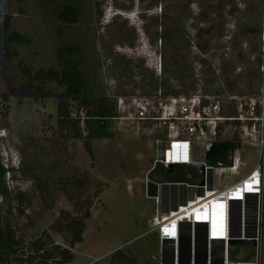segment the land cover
<instances>
[{
	"label": "rangeland",
	"instance_id": "374dc122",
	"mask_svg": "<svg viewBox=\"0 0 264 264\" xmlns=\"http://www.w3.org/2000/svg\"><path fill=\"white\" fill-rule=\"evenodd\" d=\"M233 1L0 0L2 36L15 31L28 39L27 44L9 47L15 51L13 58L0 59V135H4L0 136V162L4 159L3 150L9 147L15 160H20L18 166L35 167L40 177L48 179L52 191L51 207L41 210L39 192L30 180L15 172L12 188L4 183L6 195H0V225L6 223L19 243L0 264H40L43 259L30 256L37 254L32 242L42 231L60 247L67 246V239L49 226L60 210L72 215L79 212L60 191L51 188L53 167L86 174L90 186L84 195L92 199L82 239L69 249L73 258L65 264H157L156 235L146 227V220L153 216L154 203L144 191L152 157L151 138L120 120H112L113 136L91 141L89 156L82 139L69 142L56 135L54 96L62 91V86L46 80L40 82V90L36 89L38 83H27L21 69L33 72L55 68L56 49L75 43L80 48L86 90L93 95H106L113 100L114 95L142 93L150 78L158 86L165 85V90L172 87L183 92L190 81L188 76H192L195 86L222 94L226 103L227 95L245 94L256 88L252 78L258 76L259 35L264 29V10H250V6L245 12L236 13L231 9ZM62 5L75 9V22L55 19L54 12ZM136 6L143 11L139 18H132V25L120 15L111 18L107 13L108 9L121 11ZM159 34H164L161 40ZM158 59L161 72L155 76L150 68ZM197 63L201 72L194 70ZM206 66L210 67L209 72H205ZM237 67L241 71H236ZM180 75L183 80L178 79ZM195 151V159L203 161L201 148L196 147ZM239 153L245 163L236 175H225L224 183L244 175L254 165L252 146L241 143ZM262 163L264 180V157ZM158 177L156 169L148 178ZM7 178L4 172V182ZM18 193L23 195L21 211L16 205ZM260 234L259 264H264V181ZM235 244L229 241L230 259H235L243 247L248 248L246 244ZM45 247L50 250L47 244ZM250 255L251 252L241 259L247 260ZM52 256L46 264L58 259L55 253Z\"/></svg>",
	"mask_w": 264,
	"mask_h": 264
},
{
	"label": "built area",
	"instance_id": "2783aa9c",
	"mask_svg": "<svg viewBox=\"0 0 264 264\" xmlns=\"http://www.w3.org/2000/svg\"><path fill=\"white\" fill-rule=\"evenodd\" d=\"M259 40L258 76L252 78L256 88L245 94H229L226 103L222 94L216 95L213 90L199 85L186 93L176 92L172 87L175 94L164 93L165 90L157 86L153 90L146 87L142 93L133 91L113 97L117 112L113 120H120L151 138L152 157L146 176L158 169L159 177H147L144 191L154 203V213L146 220V227L156 235L157 264L260 262L264 29ZM250 59L254 60L252 56ZM195 66L196 72L202 71L198 63ZM150 69L152 74L160 76V60ZM83 114L84 110L79 108L78 115ZM225 140L233 147L223 158L210 160L216 142ZM207 143L214 144L208 157L205 156ZM241 143L253 147L254 165L244 175L224 183L225 175H236L245 163L239 153ZM196 147L201 148L203 161L195 159ZM0 163L3 169L7 168L4 159ZM167 165H171L169 172ZM165 176L175 179L166 180ZM148 183L154 187L152 196L147 195ZM5 184L9 189L13 186L9 179ZM229 241L245 242L243 245L248 248L243 247L235 259H230ZM249 252L247 260L241 259Z\"/></svg>",
	"mask_w": 264,
	"mask_h": 264
},
{
	"label": "trees",
	"instance_id": "16d2710c",
	"mask_svg": "<svg viewBox=\"0 0 264 264\" xmlns=\"http://www.w3.org/2000/svg\"><path fill=\"white\" fill-rule=\"evenodd\" d=\"M54 17L62 23H73L76 20V12L72 6L62 5L55 10ZM27 43L28 39L15 31L2 36L0 29V59L10 60L14 57L15 51L9 48L11 45ZM55 58V68H38L31 72L24 67L21 69V72L24 74V78L27 79V83H38L37 85L35 84V86L33 85L36 89L40 90V82L46 80L53 81L58 86H62V91L54 96L56 135L63 141L67 140L69 142L82 139L84 151L91 156V141L95 139L111 138L113 136L111 123L116 116L114 100L106 95H93L87 92L81 71L82 60L80 48L77 44L70 43L59 46L56 49ZM209 68V66H206L205 72H209ZM188 77L190 81L183 93L192 90L194 87L192 76ZM178 79L183 80L184 77L180 75ZM147 84H149L148 88L151 90L158 86L151 78L149 82L147 81ZM164 86L161 85V88L165 90L166 87ZM164 93L175 94L176 92L168 88ZM82 107L84 108V114L80 117L78 111L79 108ZM72 109L75 110V112H73L74 116L70 115ZM232 147L233 144L226 140L216 142L210 160L216 157L223 158L224 153ZM58 168L59 167H53L55 176L51 188L60 191L64 198L71 204L72 208L79 213L72 215L67 210H60L57 217L49 226L56 234L60 235L63 239H67L66 247H60L56 244L46 231H42L39 238H36L32 242L34 253L37 254H32L30 257L33 259L35 255L43 259V263L41 262L40 264H46V261L53 257V253L58 255V259L54 260L51 264H65L73 258V254L69 249L72 248L75 243L81 241V235L85 228V220L89 216V208L92 205V199L88 195H84L85 190L90 186L87 175L84 173L77 174L74 171L67 173L65 171L66 169H64L65 167L63 169ZM9 170L13 172L11 168ZM4 172L5 170L0 165V195L2 197L6 195L3 180ZM14 172L33 183L34 189L39 192L41 210H47L51 207L52 191L48 188L47 183L49 181L47 178L40 177L36 173L35 167L32 166H19ZM95 193L94 197H96L98 191ZM22 198L23 195L18 193L16 205L19 211H21L19 205ZM18 243L19 241L14 239L8 225L6 223L0 225V262H5L8 259L9 254L14 251L13 246ZM46 244L50 247V250L46 249Z\"/></svg>",
	"mask_w": 264,
	"mask_h": 264
},
{
	"label": "clouds",
	"instance_id": "9594fccd",
	"mask_svg": "<svg viewBox=\"0 0 264 264\" xmlns=\"http://www.w3.org/2000/svg\"><path fill=\"white\" fill-rule=\"evenodd\" d=\"M143 11L142 8H138L137 6L134 7L133 9H129V10H118V9H114V10H107L108 15L112 18L113 16H117L120 15L122 16V18L124 19H128L129 21H131L130 25H132V18H139V15L141 14V12ZM145 11V10H144ZM111 12V14H109ZM146 56H148L146 54ZM1 137H3L2 135H0ZM12 149H10L9 147H7L5 150H3V154H5L4 156H2L4 158V160L7 162V168L4 169L5 172L7 173V177L8 179L11 181L12 185H13V181H16V179L14 178V171L17 170V168L19 167L18 165L20 164V160L19 158H17L15 160V158L10 154ZM14 150V149H13ZM1 160H3L1 158ZM12 169V171H10L9 169ZM11 174V176H10ZM13 176V177H12ZM5 183V182H4Z\"/></svg>",
	"mask_w": 264,
	"mask_h": 264
},
{
	"label": "flooded vegetation",
	"instance_id": "af4514ba",
	"mask_svg": "<svg viewBox=\"0 0 264 264\" xmlns=\"http://www.w3.org/2000/svg\"><path fill=\"white\" fill-rule=\"evenodd\" d=\"M138 3V2H137ZM233 5L232 8L228 6V8L232 9V10H236V13L239 12V11H246L248 10V8L250 7V10H254L255 11V8L257 9H262V12H263V8H264V0H234L233 3L231 4ZM230 5V6H231ZM138 7V6H137ZM235 7V8H234ZM234 8V9H233ZM219 11V10H218ZM219 15V14H218ZM261 16H262V13H261ZM220 17H221V14H220ZM250 21L247 19V22ZM221 24H222V19H221ZM263 23V20L261 22V25ZM260 25V24H259ZM255 29V28H254ZM247 30V29H246ZM166 35V34H165ZM164 34H159V40H161V38H163ZM241 71V70H240ZM239 77V75H238Z\"/></svg>",
	"mask_w": 264,
	"mask_h": 264
},
{
	"label": "water",
	"instance_id": "95a60500",
	"mask_svg": "<svg viewBox=\"0 0 264 264\" xmlns=\"http://www.w3.org/2000/svg\"><path fill=\"white\" fill-rule=\"evenodd\" d=\"M213 147H214V144L213 143H207L206 144V157H208L209 156V154H210V152L212 151V149H213ZM237 147V146H236ZM231 152L229 151L228 152V158H230V154ZM219 165V164H218ZM196 167H198V168H200L199 166H196ZM171 170V165H167V172H169ZM147 195L148 196H152V195H154V187H153V185H151L150 183H148L147 184ZM233 202H235V201H233ZM236 243H240V244H243V243H245V242H236Z\"/></svg>",
	"mask_w": 264,
	"mask_h": 264
}]
</instances>
